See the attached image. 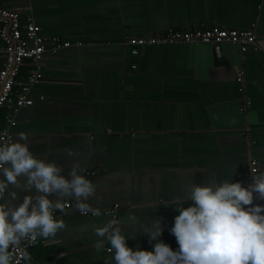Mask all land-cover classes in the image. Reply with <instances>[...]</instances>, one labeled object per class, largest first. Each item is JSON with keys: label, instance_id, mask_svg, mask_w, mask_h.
Listing matches in <instances>:
<instances>
[{"label": "crops", "instance_id": "0c3cea01", "mask_svg": "<svg viewBox=\"0 0 264 264\" xmlns=\"http://www.w3.org/2000/svg\"><path fill=\"white\" fill-rule=\"evenodd\" d=\"M1 2L32 14L45 37L84 42L44 58L43 79L32 90L36 101L17 114L11 141L24 132L30 150L62 165L63 175L79 162L81 174L97 185L94 207L119 204L117 219L138 218L123 225L136 236L129 247L154 250L157 241L150 242L143 229L162 218L158 240L179 248L170 232L179 212L165 204L183 196V185L209 177L247 186L253 163L257 173L264 172V0ZM189 24L254 29L260 48L242 53L227 43L218 52L212 45L183 42L134 53L126 43ZM6 114L1 112L3 120ZM69 149L75 155L68 156ZM27 194L20 192L14 203ZM68 202L69 208L56 212L65 228L41 238L30 264H115L107 242L96 251L93 232L115 218L83 215L75 198Z\"/></svg>", "mask_w": 264, "mask_h": 264}, {"label": "clouds", "instance_id": "9594fccd", "mask_svg": "<svg viewBox=\"0 0 264 264\" xmlns=\"http://www.w3.org/2000/svg\"><path fill=\"white\" fill-rule=\"evenodd\" d=\"M67 155L75 153L69 149ZM63 172L62 165L30 150L24 132L17 134L15 142L0 143V264H20L15 253L25 242L31 245L37 237H56L65 223L55 213L65 211L67 198H75V207L83 215H102L90 203L97 185L81 174L80 163L74 162L66 175ZM22 191L28 194L17 205L14 202L20 200ZM181 192L183 196L165 204L179 212L170 229L177 250L158 240L164 231L162 218L153 219L143 229L150 242L157 241L154 250L129 247L127 241L136 236H130L123 225L139 221L128 214L94 228L99 238L96 251L103 250L107 242L115 264H264V204L257 202L264 201V172L252 171L247 186L233 178L205 177L203 184L188 183ZM53 195L56 199L50 198ZM22 259L28 264L33 259L26 247Z\"/></svg>", "mask_w": 264, "mask_h": 264}, {"label": "built area", "instance_id": "2783aa9c", "mask_svg": "<svg viewBox=\"0 0 264 264\" xmlns=\"http://www.w3.org/2000/svg\"><path fill=\"white\" fill-rule=\"evenodd\" d=\"M183 42L212 45L218 52L227 43L237 46L242 53L260 48L259 38L254 29L225 28L219 25L204 27L199 24H189L186 28H168L160 34L126 40L134 53H138V50L145 46ZM82 45L84 42L80 40L43 36L41 27L32 14L24 15L17 9L7 8L0 0V143L12 140L10 127L17 123V114L23 107L35 103L32 90L43 79L44 58L49 54H58L63 49ZM25 69H27L26 76L21 77ZM237 80L243 83L242 76H238ZM241 85V91L244 92V85ZM245 104L251 105V100L247 99ZM3 110L7 112L6 120L1 118ZM252 171H258L255 163L252 164ZM70 206V202L66 203L67 208ZM118 209L119 204H116L101 212L102 215L107 214L117 219ZM55 215L59 216L57 213ZM40 241L41 237H37L34 244L28 245L26 242L22 244L16 250L15 259L19 260L20 264H26L22 259L23 250L26 247L31 252ZM36 264L47 263L39 261Z\"/></svg>", "mask_w": 264, "mask_h": 264}]
</instances>
